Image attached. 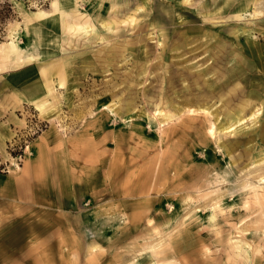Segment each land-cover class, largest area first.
Returning <instances> with one entry per match:
<instances>
[{
	"label": "rangeland",
	"instance_id": "rangeland-1",
	"mask_svg": "<svg viewBox=\"0 0 264 264\" xmlns=\"http://www.w3.org/2000/svg\"><path fill=\"white\" fill-rule=\"evenodd\" d=\"M0 264H264V0H0Z\"/></svg>",
	"mask_w": 264,
	"mask_h": 264
},
{
	"label": "bare ground",
	"instance_id": "bare-ground-1",
	"mask_svg": "<svg viewBox=\"0 0 264 264\" xmlns=\"http://www.w3.org/2000/svg\"><path fill=\"white\" fill-rule=\"evenodd\" d=\"M11 44V43H10ZM194 111L189 110L188 113L191 116Z\"/></svg>",
	"mask_w": 264,
	"mask_h": 264
}]
</instances>
